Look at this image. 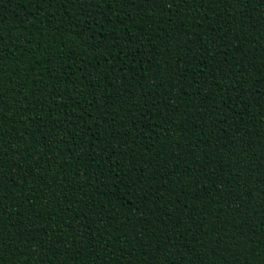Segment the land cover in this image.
<instances>
[{
	"label": "trees",
	"instance_id": "trees-1",
	"mask_svg": "<svg viewBox=\"0 0 264 264\" xmlns=\"http://www.w3.org/2000/svg\"><path fill=\"white\" fill-rule=\"evenodd\" d=\"M0 264H264V0H0Z\"/></svg>",
	"mask_w": 264,
	"mask_h": 264
}]
</instances>
